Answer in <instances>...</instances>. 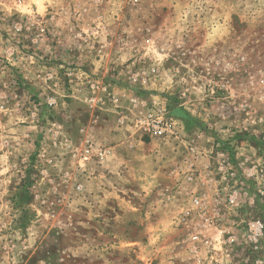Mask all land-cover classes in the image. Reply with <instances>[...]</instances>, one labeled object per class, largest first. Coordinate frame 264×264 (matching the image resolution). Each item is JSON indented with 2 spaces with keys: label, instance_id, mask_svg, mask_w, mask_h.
Masks as SVG:
<instances>
[{
  "label": "rangeland",
  "instance_id": "rangeland-1",
  "mask_svg": "<svg viewBox=\"0 0 264 264\" xmlns=\"http://www.w3.org/2000/svg\"><path fill=\"white\" fill-rule=\"evenodd\" d=\"M157 107L178 137L137 130ZM220 147L264 218V0H0V264H264L232 215L197 252L180 223Z\"/></svg>",
  "mask_w": 264,
  "mask_h": 264
},
{
  "label": "built area",
  "instance_id": "built-area-1",
  "mask_svg": "<svg viewBox=\"0 0 264 264\" xmlns=\"http://www.w3.org/2000/svg\"><path fill=\"white\" fill-rule=\"evenodd\" d=\"M41 30L42 33L46 32L44 28ZM48 104L54 105L55 102L48 101ZM134 123L137 130L158 141L168 140L179 135L176 123L167 116L165 108L162 107H157L152 114L136 118ZM110 155L111 151L108 148L89 144L80 153V164L86 166L95 161L103 163ZM206 158L204 172H197V169H193L195 165H192L191 172L185 177L186 183L201 187L198 191H193L190 194L189 206L182 208L180 212L181 224L199 229L190 235L192 252H197L202 247L215 249L217 234L212 236L207 233L225 232L220 229L219 221L231 215L235 220H231L230 233L226 234L228 237L219 242L217 246L229 251L233 244L239 245L242 239L238 238V233L243 230V240L257 249L258 243L264 238V218L260 215L244 221L235 218V216L238 217V211L244 206L242 201L245 194L244 185L249 177L247 175V159L244 158L240 160V164H235L231 152L223 147L206 153ZM209 187L214 190L211 197L207 193Z\"/></svg>",
  "mask_w": 264,
  "mask_h": 264
},
{
  "label": "crops",
  "instance_id": "crops-1",
  "mask_svg": "<svg viewBox=\"0 0 264 264\" xmlns=\"http://www.w3.org/2000/svg\"><path fill=\"white\" fill-rule=\"evenodd\" d=\"M123 103H125L126 101L124 99H122Z\"/></svg>",
  "mask_w": 264,
  "mask_h": 264
}]
</instances>
